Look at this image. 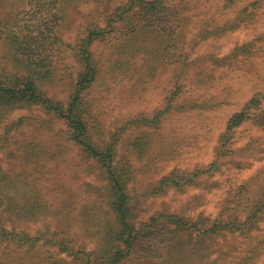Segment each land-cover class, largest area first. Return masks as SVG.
<instances>
[{
  "label": "rangeland",
  "instance_id": "1",
  "mask_svg": "<svg viewBox=\"0 0 264 264\" xmlns=\"http://www.w3.org/2000/svg\"><path fill=\"white\" fill-rule=\"evenodd\" d=\"M128 1L63 0L57 3L62 19L46 20L66 42L57 82L48 87L64 107L82 69L66 45H77L88 28H108ZM155 3V15L115 22L116 31L91 44L97 79L79 100L87 142L102 150L114 144L119 172H129L131 220L139 227L159 217L155 226H143L145 236L159 234L146 247H133L121 264H264V131L249 121L225 134L229 117L264 94V0H169L176 11L170 16ZM15 9L0 2L1 15ZM238 17L239 27L225 29ZM173 97L172 109L160 115ZM8 127L0 140V178L27 172L34 188L26 202L39 203L41 211L28 215V206L5 207L0 197V264H85V253L93 252L95 260L116 223L105 201L106 170L85 155L65 119L41 107L5 115L0 136ZM228 141L231 153L224 150ZM23 153L31 159L25 162ZM216 159L206 174L157 190L172 171L192 173ZM254 203L260 212L251 223L233 222L254 215ZM215 223L217 230L204 233Z\"/></svg>",
  "mask_w": 264,
  "mask_h": 264
},
{
  "label": "trees",
  "instance_id": "2",
  "mask_svg": "<svg viewBox=\"0 0 264 264\" xmlns=\"http://www.w3.org/2000/svg\"><path fill=\"white\" fill-rule=\"evenodd\" d=\"M156 1L160 6V13L170 16L173 12H176L170 7L169 0ZM156 1L129 0L125 5L119 7L114 15L111 16L108 23L109 25L107 26L108 28H100L99 26L88 28L86 29L85 36L78 41L77 45H66L67 48L73 49L75 55L80 58L82 69L78 75L77 82H73L74 84L69 95L67 107H64L60 102H57L49 96L48 87H50V85L52 86L54 82H57L55 80V72L57 64L59 63V49H61L62 45L66 42L64 43V40L59 36L53 33L51 34V31L47 28L48 22H50L49 19L52 17L56 22L62 19L57 3L62 5L63 0H0V2H4L7 7H10V5L16 7L12 16L10 15V11L5 15L0 14V125L5 115L14 110L32 108L34 106L41 107L49 114L65 119L73 139L81 145L85 155L96 159L106 170L108 184L105 188L107 187L108 196L105 198V201L109 210H112L115 214L116 223L114 226L109 227L108 232L105 231L107 234L106 245L101 253H95L97 256L95 260H92L90 257L94 252L92 254L85 253L86 256H88V258L85 259V264H121L133 247L141 243V247L144 248L154 240L157 234H159L154 233L151 237H149L150 234L145 236V233L149 231H145L143 227L155 226L159 221V217H154L151 222L144 225L142 224L139 227L131 220V196L129 192H127L126 184L129 172L127 170L119 172V166H117L114 161V144L102 150L99 146L87 142V122L80 116L81 112L79 113L80 97L83 92L90 88L92 83L96 81L98 74V70L93 64L92 53L89 50L91 44L94 41L105 40V35L109 29L111 32L116 31V27H113V23L115 22L128 20L129 24L131 22L134 23L133 21L136 20L134 16H139L140 18V14L143 16H150L151 11H154L155 15ZM230 2L231 0H229V3ZM136 6L141 7L140 12L135 11L137 8ZM26 7H30V9H25L24 11ZM46 20L49 21L47 22ZM34 21L35 23L33 24ZM241 21H244L242 17H238L233 23L229 21L225 29H229L230 26H234L233 28L236 29V27L242 24L240 23ZM33 27H35L34 30H31ZM46 28L47 32L45 31ZM126 29L133 33L136 32L137 28H131L129 25ZM173 99L174 97L168 100V107L165 111L161 112L160 115H164L172 109ZM263 102L264 94H254L240 111L233 113L229 117L225 134L233 135L249 121L264 131ZM252 109H257V112H252ZM9 128L10 127L6 128L5 134L3 132L0 136V140L8 138ZM232 144H229L228 141L227 144L223 145L227 153H231ZM32 156L34 158L39 157L35 156V153H33ZM22 157L25 162L31 159L26 158L24 153ZM216 163L217 159L208 168L195 169L192 173L182 172L181 175H179V171L174 170L161 179L160 186L157 190L163 191L167 185L181 187L182 181H187L191 177L196 178L206 174L213 169ZM26 174L27 172H21V170H19L16 175L14 171L11 174L5 173L4 176L0 178V197H2L5 207L14 206L21 209L28 206L30 209H27L26 213H28V215H33L35 214L34 211H41L39 209L41 205L39 203L33 205L31 202H26V191L34 188L29 185L30 180L25 177ZM242 188L249 194L248 197H242L245 200V204L249 205L251 201H253L251 198L252 192L247 189L246 186ZM32 192L34 193V190ZM15 199H17V201ZM261 199L264 201V194ZM252 206L255 208L257 207L255 203ZM256 210L257 212L254 215L248 216V219L246 218L245 221L237 220L233 222L241 227L247 222L251 223L253 218L260 212L259 208H256ZM172 218H175L178 223H183L181 227H184L186 224V222L177 216H172ZM227 223L228 222H226L225 225L230 224ZM176 225L178 224L176 223ZM214 225L215 226L210 230H204V233L213 232L220 227L216 223ZM63 239H65V237H63ZM138 240H140V242H137ZM165 243V239H161L159 242L161 245ZM62 250L70 251L71 249L67 244H62ZM182 251L183 247L180 249L179 253Z\"/></svg>",
  "mask_w": 264,
  "mask_h": 264
}]
</instances>
